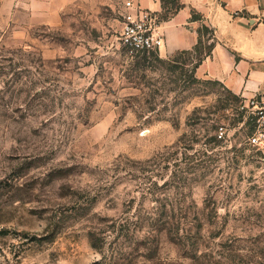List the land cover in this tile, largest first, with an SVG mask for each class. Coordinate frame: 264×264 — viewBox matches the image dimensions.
I'll list each match as a JSON object with an SVG mask.
<instances>
[{"label": "rangeland", "instance_id": "374dc122", "mask_svg": "<svg viewBox=\"0 0 264 264\" xmlns=\"http://www.w3.org/2000/svg\"><path fill=\"white\" fill-rule=\"evenodd\" d=\"M124 1L0 0V264H264L254 120Z\"/></svg>", "mask_w": 264, "mask_h": 264}, {"label": "crops", "instance_id": "0c3cea01", "mask_svg": "<svg viewBox=\"0 0 264 264\" xmlns=\"http://www.w3.org/2000/svg\"><path fill=\"white\" fill-rule=\"evenodd\" d=\"M144 8L162 11L161 0H137ZM181 9L161 28L166 42L160 53L191 50L206 25L214 46L196 66L201 77L220 81L248 99L264 98V0H180ZM193 11L201 15L194 19Z\"/></svg>", "mask_w": 264, "mask_h": 264}, {"label": "built area", "instance_id": "2783aa9c", "mask_svg": "<svg viewBox=\"0 0 264 264\" xmlns=\"http://www.w3.org/2000/svg\"><path fill=\"white\" fill-rule=\"evenodd\" d=\"M122 15L119 40L128 54L136 56L158 52L165 45L166 38L159 13L144 8L137 0H125ZM241 101V108L255 122V128L248 136V143L255 148L264 149V98L253 96ZM224 133L225 129L221 126L220 134Z\"/></svg>", "mask_w": 264, "mask_h": 264}, {"label": "trees", "instance_id": "16d2710c", "mask_svg": "<svg viewBox=\"0 0 264 264\" xmlns=\"http://www.w3.org/2000/svg\"><path fill=\"white\" fill-rule=\"evenodd\" d=\"M162 2V11L159 12V16L162 21L168 20L171 18L175 13H177L181 7L183 6L180 0H161ZM193 18L198 19L201 18V15L193 11ZM211 29H209L208 26L204 25L200 30V36L199 41L197 44L193 47L191 50H183L186 52H197L200 56L198 58V61L196 62V66L198 63L206 56L209 55L212 51V48L214 46V41L207 44H204V36L206 32H210ZM212 32V31H211Z\"/></svg>", "mask_w": 264, "mask_h": 264}]
</instances>
